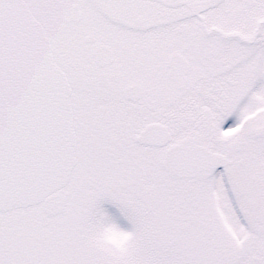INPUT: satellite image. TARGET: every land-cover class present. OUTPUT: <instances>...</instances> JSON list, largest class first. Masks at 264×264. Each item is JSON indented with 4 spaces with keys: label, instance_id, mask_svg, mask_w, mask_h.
<instances>
[{
    "label": "snow or ice",
    "instance_id": "6c2138e0",
    "mask_svg": "<svg viewBox=\"0 0 264 264\" xmlns=\"http://www.w3.org/2000/svg\"><path fill=\"white\" fill-rule=\"evenodd\" d=\"M0 264H264V0H0Z\"/></svg>",
    "mask_w": 264,
    "mask_h": 264
}]
</instances>
